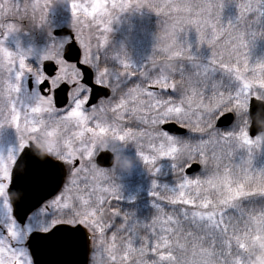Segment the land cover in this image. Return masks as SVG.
<instances>
[{
    "label": "snow or ice",
    "instance_id": "snow-or-ice-1",
    "mask_svg": "<svg viewBox=\"0 0 264 264\" xmlns=\"http://www.w3.org/2000/svg\"><path fill=\"white\" fill-rule=\"evenodd\" d=\"M50 3L0 0V131L14 129L17 141L15 149L0 153V264H71L46 257L77 252L81 240L86 241L87 264L90 250L103 255L106 264H212L196 247L187 252L189 242L197 241L218 250L224 264H244L253 239L250 220L258 219L264 231V170H250L253 125L247 131L239 129L250 146L249 169L233 175L228 163L234 133L221 126H234L242 104L250 115L259 107L246 75L248 58L241 51L248 44L238 29L242 25L256 39L258 33L252 29L264 17V0H241L239 17L227 28L217 27L223 2L157 0L154 7L160 15L167 13L176 27L183 25L181 8L187 9L199 43L212 49L209 64L188 79L183 72L179 79H161L147 66L137 72L122 57L120 67L110 69L106 48L111 16L97 11L108 5L96 0H68L73 27L59 43L61 51L46 52L35 64L28 63V53H13L5 41L24 20L46 25ZM213 9L217 23L206 30L200 26L202 18ZM258 68L264 72V63ZM218 69L219 78L213 75ZM26 78L32 81L31 89L24 86ZM171 125L186 130V135L166 127ZM105 128L113 129L121 144L135 141L137 156L153 175L159 172L160 160L170 162L175 186L153 182L155 214L144 225V236L129 223L130 216L117 221L118 188L105 183L107 170L97 162L98 133ZM36 137L50 140L43 160L31 152ZM178 140L184 141L190 160L182 156ZM51 185L59 190L43 202L35 219L34 214L18 213L17 206L30 192ZM13 192L21 193L16 202L8 198Z\"/></svg>",
    "mask_w": 264,
    "mask_h": 264
},
{
    "label": "rangeland",
    "instance_id": "rangeland-1",
    "mask_svg": "<svg viewBox=\"0 0 264 264\" xmlns=\"http://www.w3.org/2000/svg\"><path fill=\"white\" fill-rule=\"evenodd\" d=\"M194 1L195 0H190L192 4H194ZM204 1L207 3H224V8L221 10L219 15L220 20L217 24V27L222 25L226 28L229 22H232L235 19L234 14L229 12L231 9H235L237 12H239L240 2L238 0H216L215 2H213L214 0ZM81 2L87 3V0H81ZM96 2L101 5H108V7L104 8L102 11L97 9V11L101 12V14L106 18L111 16V24L109 25L111 32L108 34V36H110L112 33H120L121 37L123 36L128 38L131 29H129L130 27L128 28V33L127 28L121 26L122 22L127 18L132 20L135 17V12L141 11L144 12V15H151V9L157 0H96ZM159 2L166 4L172 2V0H159ZM176 2L183 4L186 2V0H176ZM114 5H116V7H114ZM119 5H126V7L121 9ZM194 10L199 11V9ZM212 11L213 10L208 13L207 17L214 14ZM154 13H159V11L155 9ZM171 13L175 15L176 10H171ZM125 14L127 15V18H123ZM207 17L202 18L200 26L204 27L206 30H211L212 25L216 24L217 20L215 18L214 22L209 20V22L205 24L204 20L206 19V21H208ZM83 18V14L81 13L80 19L83 20ZM88 18L91 19V16ZM179 20L183 21V25L181 27L174 26L173 21H171V23H168L167 21L165 22V27H172L171 34L174 35L172 39L169 38L161 40L158 37H152L151 34L146 32L148 36L143 38V42L140 41L138 44V38H136V35L131 37L129 39V43L131 44V49L134 54H132V56L125 54V59L133 68L140 70L143 68L145 63H151L149 55H147V58H145V52H147L148 49L151 50V47L154 46V48L159 49V55L166 56L167 59H176V61L178 59V63L182 65H186V63H188V65H192L197 68L200 67L197 72H201V69L208 65L211 61L212 49L207 43H199V34L196 31V25L189 23L187 9L181 8ZM63 27H68L71 30L73 27L68 0H51V3L48 7L47 24L44 26H35L32 25L29 20L22 21L18 25L19 30L16 33L9 35V41H12L13 44V46H10L11 48L9 50L13 53H28V57L32 56L36 57L37 59L49 51L52 53V55H56L61 51L59 43L62 39L54 37L53 31ZM132 28L134 29V27ZM185 41H187V44ZM52 43H56L55 48L50 47ZM138 45L140 50L136 49ZM241 51L246 53L245 49H242ZM188 56L193 57V59L188 60ZM255 57L256 55L253 54V58L256 60ZM247 58L248 64L251 62L250 65H248V71H251L252 68H255L258 64L264 63V58L261 60L259 59L256 64H254V60H252L249 55ZM236 67L237 65H232L233 69H236ZM155 69H160L156 76L160 77L161 79L170 78L168 69L165 70L164 68L159 67L158 64H155V66L152 65L147 70L151 72ZM257 72L259 71H252L250 73L251 76L249 78L247 77L253 88V95L255 94L256 87H261L262 90H264L262 76L260 74H254ZM217 73L221 74L219 69ZM248 73H246L247 76ZM215 74L216 73L213 75ZM45 109H47V105H45ZM238 112L240 113L239 119L242 117V114L243 116H248L247 105L242 104L238 109ZM236 119L234 120V123ZM245 120L246 119H244V121H238L236 128L231 130L234 135L231 141V160L228 163V167L231 169L234 176H239L244 170L249 169L248 161L250 146L242 140L239 133L240 128H243L245 131L248 130L249 124L248 126H242V122L245 123ZM98 136L100 137V139L97 141V148L99 151L108 150L115 156V164L111 169L107 170L108 180L105 181V183H112L118 188V195L120 199L118 201H114V203H132L136 206H139L138 209L140 211V216H143L145 220L131 218L129 223L136 224L137 232L141 236H144L147 234V230L144 228V225L150 224L152 217L155 214V208L153 207L154 199L150 194L153 191V182L155 181L158 186L166 188H174L175 186V179L173 178L174 175L170 166V162L167 160H160L156 165L159 167V172L156 175H153L149 168L137 156L135 141L129 140L126 145L121 144L116 139L114 130L111 128L102 129L98 133ZM177 144L181 148V153H185L187 159L190 160V152L183 149L184 141L178 140ZM250 150V170L252 172L264 170V134L252 139ZM124 161H127L130 164L129 168L124 169L120 166ZM160 191L162 195L165 194L163 188ZM247 203L248 202L246 201L245 204ZM252 207L259 209L260 206L256 205ZM249 231L252 233L253 239L250 242L248 255L244 258V264H264V231H261L258 219L252 218L250 220ZM201 245H203L202 249L200 248ZM193 247H196L197 250H200L203 253H207L212 260V264H224L223 258L220 256L219 251L213 252L212 248L209 245L204 244L203 241H197L195 244L193 242H189L186 249L189 254H191ZM179 254L180 252L178 251L177 255ZM89 264H106V258L101 254H94L91 251L89 254Z\"/></svg>",
    "mask_w": 264,
    "mask_h": 264
},
{
    "label": "trees",
    "instance_id": "trees-1",
    "mask_svg": "<svg viewBox=\"0 0 264 264\" xmlns=\"http://www.w3.org/2000/svg\"><path fill=\"white\" fill-rule=\"evenodd\" d=\"M215 1L216 0H214L213 2H215ZM238 1L241 2V0H238ZM200 3H206V1H204V0H195L194 1L195 5L200 4ZM155 9L156 8L153 5V7L151 9V15H147V14L144 15V12H141V11L135 12V17L132 20L130 18H127L126 14H125L126 16L125 15L123 16V18H127V19L122 22L121 26L124 28H127L128 33H129V29H131V31H130L128 38H125L123 36L121 37L120 33H112L109 36V41H108V45L106 48V52H108L110 56H109L108 60L106 61V64L110 69L115 71L117 68L120 67L118 57L125 58L126 57L125 54L128 56H132V54H134L132 49H131V44L129 43V39L131 37H133L134 35H136V38H138V44L140 41L143 40V38H146L148 36V34H146V32L151 34L152 37H158L161 40L173 38L174 35L171 34L172 27H165L166 21L168 23H171V20L168 18L167 13L165 15H160L159 13H154ZM145 11H146V9H145ZM215 11L216 10L213 9L212 13H214V14L212 16L209 15L207 17L208 18L207 23L209 22V20L214 22V20L216 18ZM229 12L234 14L235 19L232 22H233V24H235L236 20L239 17V12H237L235 9H231ZM220 13H221V11H220ZM132 27H134V29ZM262 27H264V17H261L260 24L255 25L254 28L252 29V31H255L258 33L256 39H254V40L251 39V37L247 34V30L242 25L238 29L241 33H244V39L248 44V47L245 49V52L247 53V56L249 55L252 58V60H254V64H256L257 61H259V59L261 60L262 58H264V35H260V33L262 31H264V28H262ZM135 41H136V39H135ZM136 49H139V45H138V47H136ZM159 54H160L159 49L154 48V46L151 47V50L148 49L147 52H145V58H147L146 56L149 55L151 63H147V64L145 63L144 66H147V69H148L152 65L155 66V64H158L159 67L164 68L165 70L168 69L170 78H176V79L180 78L181 72L184 73L185 79H188L189 77H194L196 75V73H198L197 70L200 69V67L197 68V67H194L192 65H188V63H186V65L185 64L182 65V64L178 63V59H177V61H176V59H172V58L167 59L166 56H161ZM253 54L256 55V57H255L256 60L253 58ZM250 63L248 65H250ZM258 65L255 68H252V70L250 69L251 71H248L249 73H248L247 77L249 78L251 76L250 73L252 71H259V72L254 73V74H260L262 76L263 82H264V72H261L259 70ZM133 69L137 72L142 70V69L137 70L135 68H133ZM159 70L160 69H155V70L151 71L150 73L152 75L156 76L159 73ZM219 75H220L219 73L215 74V76L217 78H219ZM198 86L199 85H197V87ZM254 96L257 98H260L261 100H264V90H262L261 87H256V91H255ZM236 117H237V119L234 123V126H232L229 129H223L222 131L234 130L237 126V122L238 121H244V119H246V120H245V123L242 122V126H248L249 119H248L247 115L243 116V114H242V117L240 119H243V120H240L239 119L240 113L237 110ZM181 154L184 158L187 159V156L185 155V153H181ZM170 176L173 177L172 175H170ZM114 205L118 208L119 213H120V215L117 217L118 222L123 218L124 215H128L131 218H136V219L139 218V219L145 220L143 216H140V211L138 209L139 206H136L135 204H132V203H129V204L126 203L125 204V203L116 202V203H114ZM246 207H252V206H246ZM216 251H218V250H216Z\"/></svg>",
    "mask_w": 264,
    "mask_h": 264
},
{
    "label": "water",
    "instance_id": "water-1",
    "mask_svg": "<svg viewBox=\"0 0 264 264\" xmlns=\"http://www.w3.org/2000/svg\"><path fill=\"white\" fill-rule=\"evenodd\" d=\"M71 33L72 31L69 28H61V29L54 30L53 36L61 38V37L70 35ZM256 102H257V105L259 106L256 113L254 115H250L248 113V117L250 120L248 129L253 125L256 128V130L255 128H252L249 130V134L252 139L264 133V101L256 98ZM166 127L171 128L172 131L186 135V130L178 129L175 125L166 126ZM230 127H231L230 125H223L221 126V129H228ZM103 152H107V153H103ZM34 156L41 160L47 157L38 149L35 150ZM97 162L99 166L105 169H110L114 166L115 158H114V155L110 151L105 150V151H101V154L97 157ZM194 167L196 168V171L198 172L199 165H196ZM64 174L66 175V172ZM188 174L191 176L193 173L190 171ZM58 190L59 188L57 185H51L45 189L30 192L27 199L23 202L24 213H30L32 210L40 206L46 199H49L55 196ZM20 195H21L20 192L12 193L14 202L20 199ZM18 206L20 207V205ZM18 206H17L18 213L20 212V214H24L22 212V209L21 211L19 210L20 208ZM46 259H49L52 261H57V260L67 261V262H71V264H87L86 241L83 242L81 240V246H80L79 251L77 252H74L68 255L49 256V257H46Z\"/></svg>",
    "mask_w": 264,
    "mask_h": 264
},
{
    "label": "flooded vegetation",
    "instance_id": "flooded-vegetation-1",
    "mask_svg": "<svg viewBox=\"0 0 264 264\" xmlns=\"http://www.w3.org/2000/svg\"><path fill=\"white\" fill-rule=\"evenodd\" d=\"M65 28H68V27H65ZM63 38L64 37H61V38H58V39H63ZM5 46L8 49L11 48L10 46H13L12 41L11 42L9 41V36H8L7 40L5 41ZM37 61H38V59L36 57H32V56L28 57V63H30V64H35ZM24 86L27 89H31L32 88V81H31L30 78H26L25 79ZM16 143H17V141H16V134H15L14 129H12L10 127H6L2 131H0V153L6 154L9 149H15ZM49 144H50V141L48 139L44 138V137L33 138L32 146H31L32 154L34 155L35 150L38 149L44 155L48 156ZM106 170H108V169H106ZM20 171H22V169ZM8 198L11 199L14 202V198H13L12 194ZM49 199H51V198H49ZM19 205H20V207L18 206L20 208L19 210L21 211V209H22V212L24 213L23 203H21ZM41 205L30 212L31 214H34V219H35L36 216L39 215L40 210H41ZM90 252H91V250H90Z\"/></svg>",
    "mask_w": 264,
    "mask_h": 264
},
{
    "label": "clouds",
    "instance_id": "clouds-1",
    "mask_svg": "<svg viewBox=\"0 0 264 264\" xmlns=\"http://www.w3.org/2000/svg\"><path fill=\"white\" fill-rule=\"evenodd\" d=\"M120 166L124 169H127L130 167V164L127 161H124Z\"/></svg>",
    "mask_w": 264,
    "mask_h": 264
}]
</instances>
